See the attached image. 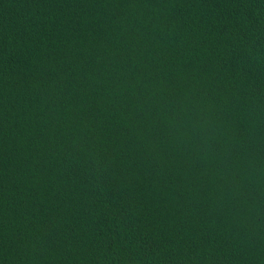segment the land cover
<instances>
[{
	"label": "trees",
	"instance_id": "1",
	"mask_svg": "<svg viewBox=\"0 0 264 264\" xmlns=\"http://www.w3.org/2000/svg\"><path fill=\"white\" fill-rule=\"evenodd\" d=\"M0 264H264V0H0Z\"/></svg>",
	"mask_w": 264,
	"mask_h": 264
}]
</instances>
